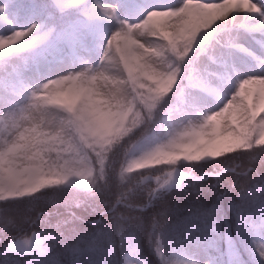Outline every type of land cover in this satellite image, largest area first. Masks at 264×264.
Masks as SVG:
<instances>
[{"label":"snow or ice","instance_id":"obj_1","mask_svg":"<svg viewBox=\"0 0 264 264\" xmlns=\"http://www.w3.org/2000/svg\"><path fill=\"white\" fill-rule=\"evenodd\" d=\"M0 264H264V0H0Z\"/></svg>","mask_w":264,"mask_h":264},{"label":"trees","instance_id":"obj_2","mask_svg":"<svg viewBox=\"0 0 264 264\" xmlns=\"http://www.w3.org/2000/svg\"><path fill=\"white\" fill-rule=\"evenodd\" d=\"M212 183H215V181H212ZM30 234V233H29Z\"/></svg>","mask_w":264,"mask_h":264}]
</instances>
